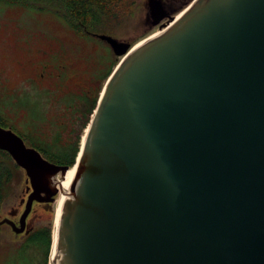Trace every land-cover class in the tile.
<instances>
[{"label":"water","instance_id":"95a60500","mask_svg":"<svg viewBox=\"0 0 264 264\" xmlns=\"http://www.w3.org/2000/svg\"><path fill=\"white\" fill-rule=\"evenodd\" d=\"M97 36L120 60L81 140L49 264H264V0H192L137 46ZM0 150L30 183L20 225L0 220L20 233L71 166L2 126Z\"/></svg>","mask_w":264,"mask_h":264},{"label":"rangeland","instance_id":"374dc122","mask_svg":"<svg viewBox=\"0 0 264 264\" xmlns=\"http://www.w3.org/2000/svg\"><path fill=\"white\" fill-rule=\"evenodd\" d=\"M159 1L164 16L158 24H153L150 0H138L139 4L130 18L121 23L112 24L111 31L106 29L90 33L109 34L133 45L171 23L192 0ZM61 13L56 5L41 1H30L28 4L0 3V126L11 128L17 134H20L23 127L33 126L29 115L27 119L21 118L23 105L28 107L31 117L34 116V119H38L37 110L31 106L29 95H25V90H23L25 87L28 91H32L31 85L26 83V77L33 72L35 64L46 59L51 51H57L63 54V57L66 56L64 54L73 55L75 52L73 42L76 45L78 42L85 44L84 39L67 24ZM69 35H74L75 38L68 41ZM90 39L100 42L102 51L108 57V66L115 67L120 57L113 53L106 42L99 41L94 37ZM101 42L103 43L101 44ZM43 96L46 97V95ZM84 134L85 131H82L81 135ZM23 137L29 140L27 144L33 141L29 137ZM12 162L16 164L13 159ZM10 165H12L11 162ZM17 167L3 192L4 197L0 203V220L8 216L10 210L19 208V200L24 195L26 185L29 186L24 170L18 165ZM60 197L61 194L53 203L51 211L38 209L40 217L36 222L50 228L47 264H49L53 243L55 206ZM18 244L13 240V235L8 228L5 225L0 226V264H10L7 261L8 257L10 260L15 258V248ZM41 255L43 256V253L39 254V258L42 259Z\"/></svg>","mask_w":264,"mask_h":264},{"label":"flooded vegetation","instance_id":"af4514ba","mask_svg":"<svg viewBox=\"0 0 264 264\" xmlns=\"http://www.w3.org/2000/svg\"><path fill=\"white\" fill-rule=\"evenodd\" d=\"M80 37L84 39L86 46L82 44L83 42H78L77 45L73 42L74 54H64L65 57L57 51L47 52L49 56L38 61L33 67V72L26 77V83L31 85L32 91L23 87L25 95H29L31 106L37 110L38 119L31 117L28 107L23 105L21 118L27 119L29 115L33 126L23 127L18 135L26 146L36 149L44 159L60 166H70L60 161L67 160L82 138V131L86 130L100 92L114 68L112 65L108 66V57L102 51L100 42L90 39L94 37L103 41L97 33ZM72 38H75L74 35H69L68 41H72ZM23 136L33 139L32 143L27 144L29 140ZM61 155L64 156L63 159L59 158ZM59 177V174L56 175V181ZM55 184L58 185V183ZM30 192L29 183L19 200V208L10 210L8 216L4 218L12 220L16 226H19V219ZM40 196L45 194L42 193ZM58 196L59 194L55 195V199ZM57 202H59L58 199L55 212ZM53 203L33 200L25 218V228L20 233H15L8 223L0 225L8 228L16 243L28 244L30 264H42L43 256L41 255V259L39 254L43 253L42 242L47 234L46 225L41 226L39 222H36L40 217L38 209L51 211Z\"/></svg>","mask_w":264,"mask_h":264},{"label":"trees","instance_id":"16d2710c","mask_svg":"<svg viewBox=\"0 0 264 264\" xmlns=\"http://www.w3.org/2000/svg\"><path fill=\"white\" fill-rule=\"evenodd\" d=\"M30 1H41L56 5L62 12L61 15L66 20L67 24L73 28L79 36H87L90 32H95L97 30L103 31L107 29L111 31L112 24L121 23L130 18L139 4L138 0H0V3L28 4ZM79 142L75 145L71 154L67 157V160L60 162H65L73 166L80 149ZM59 158L63 159L64 156L61 155ZM10 162L12 165H10ZM16 168L18 167L12 162L10 155L6 151L0 150V203L4 197L3 192L10 182L13 171ZM46 233V238L42 242V264L48 263L50 228H46ZM15 255L13 260H10L8 257L7 261L10 264H30L27 243L18 244L15 248Z\"/></svg>","mask_w":264,"mask_h":264},{"label":"bare ground","instance_id":"6f19581e","mask_svg":"<svg viewBox=\"0 0 264 264\" xmlns=\"http://www.w3.org/2000/svg\"><path fill=\"white\" fill-rule=\"evenodd\" d=\"M139 43H137L136 46ZM83 138H84V136H82L81 139H83ZM74 172H75V167L74 166L70 167V169L66 172L65 177H64V179H63V181L61 183V185H62L61 196L62 197L60 198L59 202L57 203L56 218H55L54 233H53V243H52V246H51V256H50L51 261H53L55 259V256H56V249H55L56 229H57V226H58L60 214L62 212L64 200L66 198V194L68 192L70 183H71L72 178L74 176Z\"/></svg>","mask_w":264,"mask_h":264}]
</instances>
